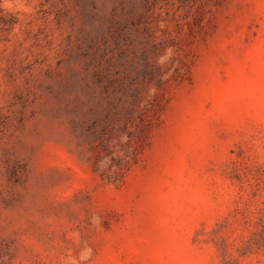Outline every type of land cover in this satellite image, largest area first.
Instances as JSON below:
<instances>
[{
	"label": "rangeland",
	"instance_id": "1",
	"mask_svg": "<svg viewBox=\"0 0 264 264\" xmlns=\"http://www.w3.org/2000/svg\"><path fill=\"white\" fill-rule=\"evenodd\" d=\"M264 0H0V264H264Z\"/></svg>",
	"mask_w": 264,
	"mask_h": 264
},
{
	"label": "trees",
	"instance_id": "2",
	"mask_svg": "<svg viewBox=\"0 0 264 264\" xmlns=\"http://www.w3.org/2000/svg\"><path fill=\"white\" fill-rule=\"evenodd\" d=\"M257 226V229L253 232L251 242L257 248H264V208L257 218Z\"/></svg>",
	"mask_w": 264,
	"mask_h": 264
}]
</instances>
